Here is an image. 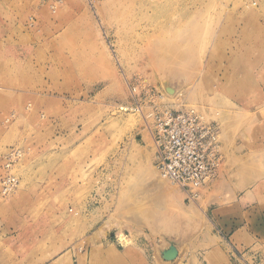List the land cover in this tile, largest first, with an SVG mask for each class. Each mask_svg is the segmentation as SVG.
Masks as SVG:
<instances>
[{
    "label": "rangeland",
    "instance_id": "obj_1",
    "mask_svg": "<svg viewBox=\"0 0 264 264\" xmlns=\"http://www.w3.org/2000/svg\"><path fill=\"white\" fill-rule=\"evenodd\" d=\"M191 107L241 153L213 192L229 196L242 149L264 142V0H0V154L18 146L14 174L37 172L0 192L12 264L84 253L94 232L151 260L203 264L204 233L217 234L210 200L160 177L150 132L157 112ZM171 245L179 254L166 260Z\"/></svg>",
    "mask_w": 264,
    "mask_h": 264
},
{
    "label": "crops",
    "instance_id": "obj_2",
    "mask_svg": "<svg viewBox=\"0 0 264 264\" xmlns=\"http://www.w3.org/2000/svg\"><path fill=\"white\" fill-rule=\"evenodd\" d=\"M246 147L247 145H245ZM245 148L242 149L243 179L231 180L229 196L222 194L219 197H214L213 192L224 178L237 175L239 168L234 165V161L236 157L240 160L241 153L237 154L236 148L227 151V144L223 140L222 152L227 165L223 170L218 171L217 178L212 183H207L201 190L202 197L205 200H210L204 208L217 230V234L214 235L210 231L204 233V240L209 246L203 254V264H228L227 251H232L237 255L239 262L236 264H264V162H261L262 166L259 172L248 168V164L253 163V154L259 153L260 157L264 155V142L260 141ZM5 152L6 150L1 154ZM25 162L24 159L22 164ZM3 172L4 169L0 164V174ZM51 173L53 171H48L46 175L51 176ZM25 176L28 179L34 178L37 177V172L35 169L26 170L23 168L22 174L18 175L20 179L18 188L21 186V179ZM39 186L41 189L44 187L47 189L46 185L40 184ZM91 219H94L93 216ZM88 220L90 228L95 222H91L90 218ZM50 222L52 225H58V221L54 223V217ZM0 238L4 240V233L0 232ZM51 238H54V232H52ZM48 241L46 239L43 245ZM2 243L0 242V264H12L9 256H12L13 251L8 246L2 247ZM225 247H228L229 250ZM43 249L42 246L41 250L43 251ZM45 254L50 258L41 264H168L163 258L155 257L154 260H151L145 251L135 247L120 249L115 244L107 243L101 234L95 232L87 237V251L84 253H78L71 247L63 252L55 250ZM176 264L198 263L192 258Z\"/></svg>",
    "mask_w": 264,
    "mask_h": 264
},
{
    "label": "built area",
    "instance_id": "obj_3",
    "mask_svg": "<svg viewBox=\"0 0 264 264\" xmlns=\"http://www.w3.org/2000/svg\"><path fill=\"white\" fill-rule=\"evenodd\" d=\"M137 89L132 86L134 93ZM150 132L157 147L160 177L182 188L189 200L198 199L223 160L219 126L206 122L194 107L181 111L166 108L155 114ZM22 157L23 149L18 146H10L0 155L4 169L0 192L5 196L19 187L20 179L13 170Z\"/></svg>",
    "mask_w": 264,
    "mask_h": 264
},
{
    "label": "water",
    "instance_id": "obj_4",
    "mask_svg": "<svg viewBox=\"0 0 264 264\" xmlns=\"http://www.w3.org/2000/svg\"><path fill=\"white\" fill-rule=\"evenodd\" d=\"M167 90L169 92L174 91V89L171 88V87H168ZM178 254H179L178 248L175 245H171V246H169L167 249H165L163 251V254L162 255H163V257L166 260H173V259H175L178 256Z\"/></svg>",
    "mask_w": 264,
    "mask_h": 264
},
{
    "label": "bare ground",
    "instance_id": "obj_5",
    "mask_svg": "<svg viewBox=\"0 0 264 264\" xmlns=\"http://www.w3.org/2000/svg\"><path fill=\"white\" fill-rule=\"evenodd\" d=\"M119 236H120L119 240H122V242H124V245H126V246L131 245V243H132L131 239L129 237H127L124 233H119Z\"/></svg>",
    "mask_w": 264,
    "mask_h": 264
}]
</instances>
